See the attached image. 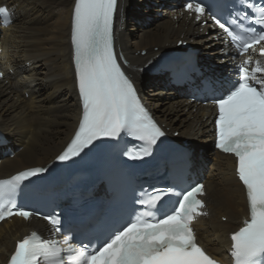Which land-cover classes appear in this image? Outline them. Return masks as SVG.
Here are the masks:
<instances>
[{
  "label": "snow or ice",
  "instance_id": "1",
  "mask_svg": "<svg viewBox=\"0 0 264 264\" xmlns=\"http://www.w3.org/2000/svg\"><path fill=\"white\" fill-rule=\"evenodd\" d=\"M238 3L242 11L228 22L211 15L202 0H189L185 11L205 24L210 17L212 27H218L226 37L225 43L230 42L242 56L264 42V8L250 16L254 4L249 0ZM117 6L118 0H74L71 43L83 115L70 144L57 156L58 161L79 157L96 141L119 138L121 133L145 143L140 152L123 153L129 160H142L165 136L141 103L115 50ZM0 16L7 18L8 9L0 7ZM244 20L262 26L260 31L254 27L244 29ZM260 51L264 54V48ZM250 61V57L245 60L238 67V78L225 81L222 91L212 99L217 108L215 146L235 157L236 175L246 191L248 205V218L230 237L234 264H264V67L257 63L250 72ZM3 75L0 72V77ZM46 171L34 167L19 172L11 181H0V221L13 216L29 220L39 215L6 201L17 190L15 182L29 181ZM169 195H175L176 200H164ZM204 195L202 182L181 191L152 187L134 200L139 208L126 218L108 223L101 236L85 242L66 229L63 239L57 242L43 240L32 232L17 242L8 264H218L199 244L192 226L199 215H207L203 211L205 202L199 198ZM43 218L54 229V235L62 233L59 216Z\"/></svg>",
  "mask_w": 264,
  "mask_h": 264
},
{
  "label": "bare ground",
  "instance_id": "2",
  "mask_svg": "<svg viewBox=\"0 0 264 264\" xmlns=\"http://www.w3.org/2000/svg\"><path fill=\"white\" fill-rule=\"evenodd\" d=\"M161 2L121 3L125 21L123 30L116 34V46L130 62L126 72L137 82L159 122L178 131L179 139L188 138L194 148L203 150L210 214L197 225L199 242L210 254L223 259L231 245L230 235L248 218L245 192L235 177L236 163L210 145L214 139L209 124L211 111L187 105L188 98L177 96L161 82L153 81L144 87V77L133 71L154 57V48L168 50L180 39L192 38L194 45L217 59L218 52L214 48L208 51L212 42H205L191 21L180 19L178 14L179 22L173 21L179 0L166 3L162 11ZM73 3L74 0H0L1 6L15 12L14 24L0 36L5 71L13 72L7 77L8 84L0 83V130L17 152L14 159L0 158V179L45 166L63 149L76 128L81 110L70 44ZM157 13L163 17L156 18ZM141 51L146 55L141 56ZM40 224H1L0 264H5L15 242Z\"/></svg>",
  "mask_w": 264,
  "mask_h": 264
},
{
  "label": "rangeland",
  "instance_id": "3",
  "mask_svg": "<svg viewBox=\"0 0 264 264\" xmlns=\"http://www.w3.org/2000/svg\"><path fill=\"white\" fill-rule=\"evenodd\" d=\"M161 3L163 4V7H164V6H165V4H166V3H165V0H164V1H162ZM159 14H160V13H157L155 16H156V18H158V19L160 18V19H161V18L163 17V15H162V16H159ZM129 28H130V29L132 28V27H131V25H130V27H129ZM142 81H143V80H142ZM151 83H155V82H151ZM151 83H149V84H151ZM149 84H148V85H149ZM26 97H27V98H29V96H28V95H26ZM6 137H7V136H6ZM7 139H8V138H7Z\"/></svg>",
  "mask_w": 264,
  "mask_h": 264
},
{
  "label": "water",
  "instance_id": "4",
  "mask_svg": "<svg viewBox=\"0 0 264 264\" xmlns=\"http://www.w3.org/2000/svg\"><path fill=\"white\" fill-rule=\"evenodd\" d=\"M150 78H151V76L148 79H150Z\"/></svg>",
  "mask_w": 264,
  "mask_h": 264
}]
</instances>
